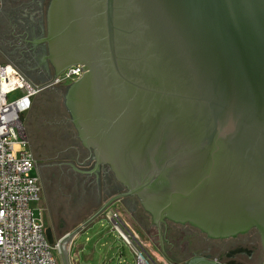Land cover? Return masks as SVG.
Instances as JSON below:
<instances>
[{
    "label": "water",
    "instance_id": "obj_1",
    "mask_svg": "<svg viewBox=\"0 0 264 264\" xmlns=\"http://www.w3.org/2000/svg\"><path fill=\"white\" fill-rule=\"evenodd\" d=\"M45 19L48 86L82 68L66 111L91 173L124 189L79 228L134 197L169 264L165 221L209 239L254 229L264 251V0H48ZM78 230L44 232L60 249ZM207 259L187 264H221Z\"/></svg>",
    "mask_w": 264,
    "mask_h": 264
},
{
    "label": "rangeland",
    "instance_id": "obj_2",
    "mask_svg": "<svg viewBox=\"0 0 264 264\" xmlns=\"http://www.w3.org/2000/svg\"><path fill=\"white\" fill-rule=\"evenodd\" d=\"M25 3H30V0H6L5 3L0 0V63L13 64L29 77L34 85L43 88L34 97L31 109L21 117L22 135L26 141L23 148L33 157L40 182L39 201L31 204L33 214L35 218L42 220L45 229L50 228L55 233L57 242L69 227L60 223V215L64 209H79L83 203L81 198L87 191L93 199L87 211L89 213L87 217L83 214L75 218L77 221L85 218L86 221L105 202L93 207L95 187H83L84 178L69 170V165L73 164L77 169L81 165L65 159L75 158V152H80L85 157L64 105L68 85L61 83L48 86L51 79L39 76L38 69L28 71L31 66L28 63L31 50L29 46L24 45L14 29L17 9L22 8ZM82 160L80 158V162ZM93 163L91 162V166ZM59 170H62L63 174H58ZM36 171L31 175H35ZM123 192L124 190H120L114 195ZM122 201H114L98 217L104 218L110 211L115 212L120 220L125 221L128 230L146 245L153 259L158 264H164L165 261L158 250L155 225L149 219L145 222L140 219L144 215L143 209L133 197ZM115 203H118V206L112 210L111 207ZM72 239L73 237L65 241L61 248L58 247L55 251L57 264H63V258L67 264H135L129 248L119 239L116 231L110 233V227L105 220L97 221L87 232L80 235L74 244Z\"/></svg>",
    "mask_w": 264,
    "mask_h": 264
},
{
    "label": "built area",
    "instance_id": "obj_3",
    "mask_svg": "<svg viewBox=\"0 0 264 264\" xmlns=\"http://www.w3.org/2000/svg\"><path fill=\"white\" fill-rule=\"evenodd\" d=\"M82 74L80 66H72L53 84L70 85ZM42 89L13 64L0 63V264H57V243L49 245L42 220L35 218L31 208L39 201L40 185L31 175L35 162L23 148L21 125L22 115ZM104 220L129 248L135 264H158L115 212L110 211Z\"/></svg>",
    "mask_w": 264,
    "mask_h": 264
},
{
    "label": "flooded vegetation",
    "instance_id": "obj_4",
    "mask_svg": "<svg viewBox=\"0 0 264 264\" xmlns=\"http://www.w3.org/2000/svg\"><path fill=\"white\" fill-rule=\"evenodd\" d=\"M45 13L44 0H30V3H25L22 8L17 9L14 29L18 37H21L24 45L30 47L31 55L28 63L31 66L28 71L36 68L39 76L50 80L53 76V69L49 63L44 61L47 50L45 44L41 42V39L46 34ZM85 153L87 154L85 157L79 153L76 154L78 155L76 156L77 160L73 162L81 165L77 170L74 169L73 171L76 175L84 178L83 187H97L100 183L105 185L107 177L110 187H119L124 190L114 180L108 167H100L96 175L92 174L94 163L91 166L92 157L87 151ZM80 158L83 159L82 162H80ZM100 175L103 176V181L100 180ZM128 198L131 197H126L122 200ZM133 199L137 201L136 198L133 197ZM143 213L144 215L140 219L144 220V222L147 219L151 220L148 214L144 211ZM161 234L163 251L166 257L176 264H187V257L196 253L200 254L202 259L208 258V261H216L221 264H254L257 261L262 263L264 257L260 236L254 229L234 238L209 239L205 234L189 225H179L165 221L161 226ZM236 252L237 254H234ZM164 261L169 264L166 259Z\"/></svg>",
    "mask_w": 264,
    "mask_h": 264
},
{
    "label": "crops",
    "instance_id": "obj_5",
    "mask_svg": "<svg viewBox=\"0 0 264 264\" xmlns=\"http://www.w3.org/2000/svg\"><path fill=\"white\" fill-rule=\"evenodd\" d=\"M4 1V3L6 2V0H3ZM11 2V1H10ZM47 4H48V0H44V8H46L47 7ZM27 77V76H26ZM31 77V76H30ZM28 79H29V77H27ZM72 125V124H71ZM73 127V126H72ZM84 150V149H83ZM86 151V150H85ZM85 151H84V154H85V156L87 155L86 153H85ZM75 153H77V152H75ZM81 156L83 155V154H81L80 152H78ZM77 153V154H78ZM30 156H31V154H29ZM76 156H78V155H76ZM76 156H75V158L74 157H66L65 159H69V160H71L72 161V163L74 162V161H76L77 160V158H76ZM84 156V155H83ZM32 159H33V157H31ZM34 160V159H33ZM76 163V162H75ZM70 166V168H69V170H70V172H74L73 170L75 169V170H77V168L76 167H74L73 166V164L72 165H69ZM35 171H36V169H35ZM36 174L35 175H32V176H35V177H37L38 178V181H39V176H38V174H37V171L35 172ZM58 174H63V171L62 170H59V173ZM103 176L102 175H100V180H102L103 181ZM112 181V180H111ZM39 185H40V182H39ZM107 187H106V186ZM105 185L103 184V183H100L97 187H95V189H94V192H93V195H94V197H92V198H94V201H95V205L93 206V207H97V206H99V205H101V204H103L107 199H109L112 195H114V193L115 192H117V191H120L121 189L119 188V187H110L109 186V181H108V178L106 177V180H105ZM117 195V194H116ZM91 200H93V199H91V197H90V193H88L87 191H86V193H85V196H83L82 198H81V202H83L82 204H81V207L79 208V209H77V210H74V209H64V211L61 213V217H60V223L62 222V223H64V224H67V225H69V227H68V229L65 231V234H67V233H71V232H73V231H75L76 229H79L77 232H76V234L73 236V239H72V243L74 244V242L76 241V239L80 236V235H82L83 233H85V232H87L97 221H102V220H104V218L103 217H101V218H99V217H96L94 220H92L90 223H88L86 226H84V227H81V228H79L84 222H85V218H83V220H80V221H77V220H75V218L78 216V215H83L84 214V216L85 217H87V213H89V212H87V211H89V206H90V204H91ZM121 201H122V199H121ZM122 202H124V200L122 201ZM118 204V203H117ZM116 203L111 207V209L112 210H115V208H117V205ZM69 210V211H68ZM108 214V213H107ZM62 216H64V217H62ZM119 220H120V218H119ZM121 222H123V223H125V221H123L122 219L120 220ZM61 229V228H60ZM110 233H113V232H110ZM52 234H54L53 235V237L55 236V233L54 232H52ZM64 233H62L61 234V236L60 237H63L64 235H65ZM55 239V238H54ZM201 257V255L200 254H193L192 256H188L187 257V259H188V261H190L191 259H195V258H200ZM120 261H118V263H119ZM260 262H254V264H259ZM164 264H166L165 262H164ZM261 264V263H260Z\"/></svg>",
    "mask_w": 264,
    "mask_h": 264
}]
</instances>
